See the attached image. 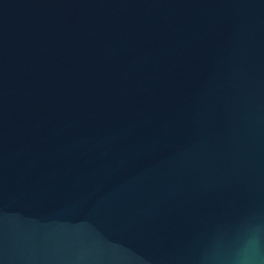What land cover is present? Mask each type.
<instances>
[{"label": "water", "instance_id": "obj_1", "mask_svg": "<svg viewBox=\"0 0 264 264\" xmlns=\"http://www.w3.org/2000/svg\"><path fill=\"white\" fill-rule=\"evenodd\" d=\"M264 221V0H0V264H200Z\"/></svg>", "mask_w": 264, "mask_h": 264}, {"label": "clouds", "instance_id": "obj_2", "mask_svg": "<svg viewBox=\"0 0 264 264\" xmlns=\"http://www.w3.org/2000/svg\"><path fill=\"white\" fill-rule=\"evenodd\" d=\"M200 264H264V221L246 218L226 237L204 247Z\"/></svg>", "mask_w": 264, "mask_h": 264}]
</instances>
